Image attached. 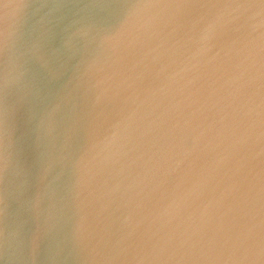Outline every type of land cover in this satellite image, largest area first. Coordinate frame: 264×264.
<instances>
[{
  "label": "clouds",
  "instance_id": "obj_1",
  "mask_svg": "<svg viewBox=\"0 0 264 264\" xmlns=\"http://www.w3.org/2000/svg\"><path fill=\"white\" fill-rule=\"evenodd\" d=\"M0 264H264V0H0Z\"/></svg>",
  "mask_w": 264,
  "mask_h": 264
}]
</instances>
